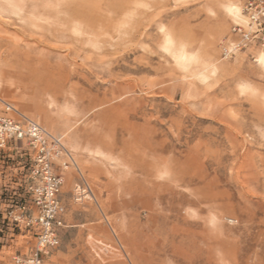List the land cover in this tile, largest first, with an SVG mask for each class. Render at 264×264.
<instances>
[{"label": "rangeland", "instance_id": "374dc122", "mask_svg": "<svg viewBox=\"0 0 264 264\" xmlns=\"http://www.w3.org/2000/svg\"><path fill=\"white\" fill-rule=\"evenodd\" d=\"M226 2L241 7V0L110 1L114 7L97 6L98 23L78 20L80 33L66 28L64 40L54 18L31 13V0L13 1L20 17L3 14L13 39L48 61L57 88L41 97L48 119L21 80L0 81V107L11 103L63 136L94 193L75 203L76 174L67 173L60 245L45 264H189L177 249L189 251V243L172 230L173 219L145 208L132 190L145 178V148L156 152L159 181L176 166L182 193L192 180L196 205L188 220L227 244L218 256L223 264H264V67L245 55L221 59L237 22ZM184 50L194 56L187 69L174 57ZM13 187L0 174V264H13L34 242L6 219L20 201Z\"/></svg>", "mask_w": 264, "mask_h": 264}, {"label": "built area", "instance_id": "2783aa9c", "mask_svg": "<svg viewBox=\"0 0 264 264\" xmlns=\"http://www.w3.org/2000/svg\"><path fill=\"white\" fill-rule=\"evenodd\" d=\"M220 50L225 61L245 55L257 62V54L264 51V0H241L239 20ZM1 104L0 174L12 181L14 195L20 198L6 219L11 227L22 226L34 237L31 246L13 256V264H45L60 245L66 214L62 188L67 173L73 170L76 174L75 203L91 201L94 193L63 136L23 115L11 103Z\"/></svg>", "mask_w": 264, "mask_h": 264}, {"label": "bare ground", "instance_id": "6f19581e", "mask_svg": "<svg viewBox=\"0 0 264 264\" xmlns=\"http://www.w3.org/2000/svg\"><path fill=\"white\" fill-rule=\"evenodd\" d=\"M13 1L3 0L0 2V81L12 78L13 80L25 82L24 89L29 90L33 94L35 109L46 113L47 118L48 114L41 97L43 93L56 90V83L49 70L44 68L45 65L47 66L48 61L43 57H39V52L33 50L29 44L26 43L25 47H22L24 40H14L13 34L5 29L8 26L7 24L10 23L3 18V14L10 10L15 11ZM110 1L117 2L118 0H31L30 5L32 6L31 13L33 15L46 16L49 20L54 18L58 22L57 37L60 40H64L67 39L66 28L72 30V34L75 36L80 33L79 28L76 26L78 20H86L93 23V25L98 23L97 6L101 7L107 4L114 7ZM126 1L129 2V0ZM21 2L25 3V0H21ZM222 7L228 17L236 21L239 20L241 7L239 8L231 2L223 3ZM21 10L23 9H16L18 11L17 16ZM124 11L128 12L127 9H124ZM65 20L69 22L68 26L63 23ZM222 28L221 26L219 31ZM9 40L14 41L13 45L4 43ZM208 54L215 56L211 49L208 50ZM174 57L177 63L185 69L194 60L192 51L186 50L175 54ZM256 58L257 63L261 61L264 67V51L259 52ZM209 60L212 61V58ZM209 64L212 65L210 62ZM201 78H204L203 74ZM27 94L29 95V93ZM48 105L49 107H55L56 102L50 101ZM144 152L145 155H143L144 157L147 156V158L142 156L140 164L144 168L145 178L141 182L134 183L132 190L144 198L142 203L145 208L152 212L166 213L163 216L167 221L171 218L173 219L175 225L172 230L186 237V242L189 243V251L177 248L180 255L189 264H223L224 257L218 258V256H223L227 253V244L224 241H212V235L206 226L197 229L195 224L188 220L196 205L194 199L196 190L191 187L192 180L184 183L183 189L186 193H182L177 183L182 182L180 178L184 173L181 167L176 166L174 170L170 168L169 172H171V175L164 180L165 182L159 181L160 178L156 174V167L153 162L156 156L155 150L145 148ZM138 156L140 155L138 154ZM152 200H155V204L152 203Z\"/></svg>", "mask_w": 264, "mask_h": 264}]
</instances>
